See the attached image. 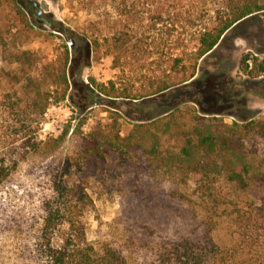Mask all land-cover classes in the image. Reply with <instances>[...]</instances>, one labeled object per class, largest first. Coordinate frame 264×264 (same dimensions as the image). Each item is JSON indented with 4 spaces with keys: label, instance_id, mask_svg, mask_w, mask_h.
<instances>
[{
    "label": "trees",
    "instance_id": "obj_1",
    "mask_svg": "<svg viewBox=\"0 0 264 264\" xmlns=\"http://www.w3.org/2000/svg\"><path fill=\"white\" fill-rule=\"evenodd\" d=\"M69 2L87 13L81 39L91 46L94 60L110 55L113 68L119 70L107 83L90 77V86L110 98L140 100L137 105H157L162 93L194 78L200 60L221 44L232 27L264 11V0H235L229 14L200 25L186 37L197 21L191 0ZM189 42H194L193 48ZM0 44L5 50L6 43ZM10 63L16 67L6 78L18 88L15 102L14 96H7L11 109L21 107L42 118L50 105L66 99L67 46L65 55L56 60L18 49L11 53ZM242 65L249 77L264 75V57L247 54ZM5 101H0V108ZM193 110L191 126L176 129L182 144L175 147L164 146L163 137L178 126L182 109L163 110L125 134L120 112L109 110L111 122L97 124L75 158L95 173L114 166L126 176L137 201L133 217L123 211L117 218L124 222L122 241L104 242L101 247L92 243L86 212L94 198L88 184L63 182L55 186V197L44 203L36 241L22 264H264V168L257 162L261 154L257 147L248 150L235 144L234 136H242L238 131L206 124L205 117ZM253 129L242 133L248 136ZM259 133L264 136V129ZM19 140L7 144L0 132V185L19 161L40 149L37 131L26 132ZM160 177L171 183L151 182ZM172 200L179 205H172ZM184 205L193 210L168 212ZM175 216L182 217L181 229L170 227Z\"/></svg>",
    "mask_w": 264,
    "mask_h": 264
},
{
    "label": "rangeland",
    "instance_id": "obj_2",
    "mask_svg": "<svg viewBox=\"0 0 264 264\" xmlns=\"http://www.w3.org/2000/svg\"><path fill=\"white\" fill-rule=\"evenodd\" d=\"M234 1L191 0L190 8L197 14V21L186 37L200 25L229 14ZM86 19L87 13L69 0H0V42L6 43L5 50L0 44V101L6 100L0 108V132L7 144L29 131H37L41 140L39 151L19 161L0 185V264H22L29 258L44 203L55 197V186L63 182L88 184V192L94 198V205L86 212L89 240L97 247L104 242L122 241L124 222L117 218L123 211L133 217L135 212L131 211L137 201L126 176L114 166L95 173L83 168L75 158L92 129L99 123L111 122L109 110L120 112V126L125 134L135 124L159 117L163 110L182 109L178 126L163 137L164 146L175 147L182 144L176 129L191 126L189 112L195 109L205 117L204 123L241 133L242 136H234V143L248 150L257 147L261 154L257 162L264 168V136L259 133L264 129V75L249 77L242 65L247 54L264 57V11L251 14L232 27L221 44L200 60L195 77L162 93L157 105L110 98L90 86V77L107 83L116 78L119 70L113 68L110 55L94 60L91 46L81 39ZM52 24L63 30H53ZM188 44L193 48L194 42ZM66 46L70 54V89L66 99L50 105L42 118L21 107L11 109L7 96L13 97L18 89L6 78V73L16 67L10 63L11 53L31 50L43 60H56L65 55ZM247 127L254 129L244 136L242 132ZM161 178L151 182L159 184ZM166 180L162 185L171 183ZM171 202L179 205L178 200ZM170 209L168 212L178 214L193 207ZM181 218L172 219V230L181 229ZM130 259L135 261L136 257L132 255Z\"/></svg>",
    "mask_w": 264,
    "mask_h": 264
},
{
    "label": "water",
    "instance_id": "obj_3",
    "mask_svg": "<svg viewBox=\"0 0 264 264\" xmlns=\"http://www.w3.org/2000/svg\"><path fill=\"white\" fill-rule=\"evenodd\" d=\"M73 45H74V44H73V41H71V47H73Z\"/></svg>",
    "mask_w": 264,
    "mask_h": 264
}]
</instances>
